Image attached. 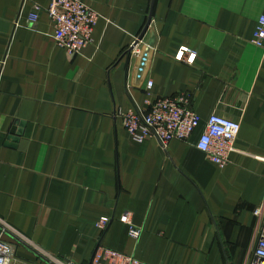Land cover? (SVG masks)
Segmentation results:
<instances>
[{
    "label": "crops",
    "instance_id": "1",
    "mask_svg": "<svg viewBox=\"0 0 264 264\" xmlns=\"http://www.w3.org/2000/svg\"><path fill=\"white\" fill-rule=\"evenodd\" d=\"M83 1L99 15L92 43L68 54L49 0H0V220L74 264L99 245L147 264H250L264 202V47L251 38L264 0H154L130 53L152 0ZM161 97L185 98L201 119L166 149L132 140L119 117ZM212 114L240 123L222 168L196 146ZM11 264L51 263L20 244Z\"/></svg>",
    "mask_w": 264,
    "mask_h": 264
},
{
    "label": "built area",
    "instance_id": "2",
    "mask_svg": "<svg viewBox=\"0 0 264 264\" xmlns=\"http://www.w3.org/2000/svg\"><path fill=\"white\" fill-rule=\"evenodd\" d=\"M41 9L39 5H34L33 11L28 15L26 21L35 23ZM45 11L52 26L55 44L68 54L80 53L83 48L92 43V33L99 15L83 0H49ZM140 40L134 41L137 43L135 45L133 43L132 51H135ZM251 42L258 47H264V1L263 10L257 20ZM142 52L138 51L141 55ZM187 52V48H181L176 57L181 59ZM193 59L194 55L190 54L186 61L190 63ZM151 86L152 82L148 81L146 83L148 96ZM145 102L147 108L144 110L132 109L119 114L123 127L130 138L136 142L154 139L163 149H166L172 140L189 139L201 123L199 116L189 108L188 101L183 97H161L156 100L147 98ZM239 131L240 123L238 121L212 114L205 120L204 131L196 146L211 162L222 168L229 163V156L235 150V141ZM254 215L259 218V237L252 251L250 264H264V202L254 210ZM122 220L129 226V235L138 239L141 229L130 223L129 214L124 213ZM108 221L109 218L101 217L97 223L98 228L104 230ZM2 235L10 236L11 240L0 237V264H11L16 259L20 244L33 250L38 257L47 259L51 264H74L70 260L48 258L47 254L28 238L0 220V236ZM88 264L147 263L133 255L99 245L95 248Z\"/></svg>",
    "mask_w": 264,
    "mask_h": 264
},
{
    "label": "water",
    "instance_id": "3",
    "mask_svg": "<svg viewBox=\"0 0 264 264\" xmlns=\"http://www.w3.org/2000/svg\"><path fill=\"white\" fill-rule=\"evenodd\" d=\"M153 3H154V0H152V2H151L150 11H149V15H148V19H147L146 25H145L143 31L141 32V34L139 35L138 40H140L142 38V36L144 35V33L146 32V30L149 27L150 20H151V15H152ZM136 43L137 42H134V45ZM152 44H153V37L148 41L147 45L145 46V48H144V50L142 52L141 58L139 60V63H138V66H137V71H136L137 80H140V78L143 75V72H144V69H145V66H146V63H147L148 55H149L150 46ZM132 49H133V47H130L128 49L127 53H130L132 51Z\"/></svg>",
    "mask_w": 264,
    "mask_h": 264
}]
</instances>
